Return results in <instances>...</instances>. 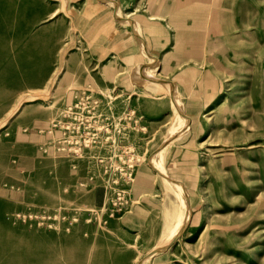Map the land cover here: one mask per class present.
Instances as JSON below:
<instances>
[{
  "label": "rangeland",
  "instance_id": "1",
  "mask_svg": "<svg viewBox=\"0 0 264 264\" xmlns=\"http://www.w3.org/2000/svg\"><path fill=\"white\" fill-rule=\"evenodd\" d=\"M156 199L160 236L97 242ZM26 252L264 264V0H0V264Z\"/></svg>",
  "mask_w": 264,
  "mask_h": 264
},
{
  "label": "crops",
  "instance_id": "2",
  "mask_svg": "<svg viewBox=\"0 0 264 264\" xmlns=\"http://www.w3.org/2000/svg\"><path fill=\"white\" fill-rule=\"evenodd\" d=\"M95 6L96 5L87 6L88 8L87 9L83 8L82 11L83 13L85 12L87 17L88 15L92 16L95 12H97V9L95 8ZM96 15L97 13L93 15L92 18L95 17ZM93 22L101 23L99 21H93ZM91 26H93L94 28L97 27V25L95 24ZM94 34L95 33L91 32V35L89 36V42H90L89 45L91 47L93 44H95L93 43L95 42V37H96V35ZM125 42L126 40L123 42V49L121 51V59H123L124 61L123 64L125 66L131 67L134 69L135 66L138 64L141 57L139 54L136 53L134 47L132 46L130 42L129 44H126V45H125ZM106 52L108 51L101 48L97 52V55L102 58V56L105 55ZM139 77H140V80L147 81V79L144 77H141V75ZM151 77H149V79ZM164 88H165L166 95L169 96V91H170L169 86L164 85ZM147 112L149 114H153V112H150L149 110H147ZM154 203H155V206L150 207L149 209H151L154 212V214L159 213V217L155 216L150 224H149L150 218H152L154 215L153 212L150 214L151 211H149V213L147 214L146 209L142 207H137L134 209L133 213L130 215L109 220L107 223V226L99 232V235L97 237V242H99L101 245L105 244L106 246H108V250L114 251L116 250V247L121 242L120 238L123 236V232H124L123 229L127 231H136V232L138 229H143L145 232H147L149 230L148 228H151L154 234L151 235L152 239H150V241L160 236L165 231V228L164 229L162 228V224H163L162 221L161 223L159 221V219H163L162 208L159 206L161 204V201H159V199H156Z\"/></svg>",
  "mask_w": 264,
  "mask_h": 264
},
{
  "label": "bare ground",
  "instance_id": "3",
  "mask_svg": "<svg viewBox=\"0 0 264 264\" xmlns=\"http://www.w3.org/2000/svg\"><path fill=\"white\" fill-rule=\"evenodd\" d=\"M110 4H112V2H110ZM204 75V74H203ZM206 80H208V79H206ZM167 84V83H166ZM169 87H170V93H174V94H177V92H176V90L174 89V85H172V84H167ZM166 85V86H167ZM230 112V111H229ZM233 113H235V112H233ZM214 114V113H213ZM206 115V114H205ZM208 117V116H207ZM189 123V122H188ZM186 127H183V128H179L178 130H172L171 131V137H173L174 138V136H176L179 132L178 131H182L183 129H185ZM182 129V130H181ZM188 130V129H187ZM213 131H214V129H213ZM249 135H254V133H252V134H249ZM250 137V136H249ZM215 151L214 152H216L217 154H218V156H221L222 154H221V152H222V150H220V149H214ZM153 161L155 162V160L153 159ZM150 167H152L153 169H156L157 170V167L155 166V164H153V162H151L150 163ZM172 185H174L175 187H178L176 184H174V183H172ZM183 206H184V204H183ZM184 219L186 220V219H188V217H189V214H190V211L189 210H187V209H184ZM179 226H181V224L179 223L178 225H177V227L170 233V235H169V237H168V239L170 238V236L174 233V231L175 230H177L178 229V227ZM167 239V240H168ZM166 240V241H167ZM158 251H162V249H159ZM153 254H155V253H153ZM152 254V255H153ZM24 264H42L41 263V260L39 259V256L37 255V256H35V257H33V256H31V254L29 253V252H26V254H25V260H24Z\"/></svg>",
  "mask_w": 264,
  "mask_h": 264
}]
</instances>
